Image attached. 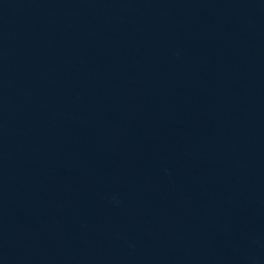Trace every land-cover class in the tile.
I'll list each match as a JSON object with an SVG mask.
<instances>
[{
	"label": "water",
	"instance_id": "1",
	"mask_svg": "<svg viewBox=\"0 0 264 264\" xmlns=\"http://www.w3.org/2000/svg\"><path fill=\"white\" fill-rule=\"evenodd\" d=\"M0 264H264V0H0Z\"/></svg>",
	"mask_w": 264,
	"mask_h": 264
}]
</instances>
